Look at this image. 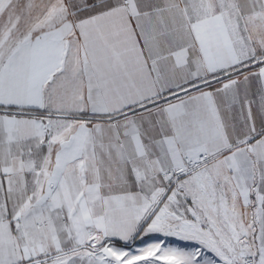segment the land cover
I'll return each mask as SVG.
<instances>
[{
  "label": "snow or ice",
  "instance_id": "obj_1",
  "mask_svg": "<svg viewBox=\"0 0 264 264\" xmlns=\"http://www.w3.org/2000/svg\"><path fill=\"white\" fill-rule=\"evenodd\" d=\"M0 264H264V0H0Z\"/></svg>",
  "mask_w": 264,
  "mask_h": 264
}]
</instances>
